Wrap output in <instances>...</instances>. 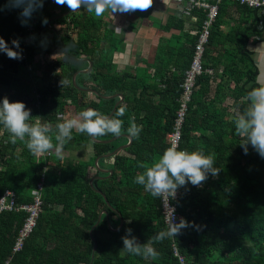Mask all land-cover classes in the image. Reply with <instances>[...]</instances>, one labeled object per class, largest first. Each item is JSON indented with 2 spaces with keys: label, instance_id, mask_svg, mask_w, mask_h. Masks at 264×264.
I'll use <instances>...</instances> for the list:
<instances>
[{
  "label": "trees",
  "instance_id": "obj_1",
  "mask_svg": "<svg viewBox=\"0 0 264 264\" xmlns=\"http://www.w3.org/2000/svg\"><path fill=\"white\" fill-rule=\"evenodd\" d=\"M51 1L56 10L51 9L41 19L34 14L28 43L22 41L24 29L19 46L23 65L9 82V102H23L31 110V122L54 126L60 122L58 113L67 120L69 107L78 116L86 106L107 115L118 98L102 96L120 93L122 98L109 117L121 119L124 129L135 121L142 131L138 138H130L128 146L99 158L97 165L111 169V173L95 177L89 184L91 176L106 175L95 169L93 159L126 143L127 138L91 142L89 135L73 129L72 139L59 155L53 149L37 160L23 141L11 143L10 134L0 125V194L9 188L16 202L27 203L41 172H45L40 210L18 251L12 252L11 246L25 213L0 210V264H179L172 247L181 255L182 264H264V158L250 145L244 153L240 146L244 138L236 134L234 126L235 118L247 107V93L257 87L256 67L245 48L243 27L222 35L217 31L224 10L250 8L231 0L217 5L201 58L202 68H210L211 72L195 77L177 144L179 150L213 155L219 172L215 176L208 173L200 186L188 183L178 187L179 197L174 202L178 218L174 223L183 218L188 224L176 235L166 234L157 241V234L169 230L159 196L145 191L134 178L167 146L166 134L171 130L180 96L179 83L190 63L205 10L192 9L195 20L188 30L183 28L182 17L167 16L160 28L178 32L158 38L149 65L153 71L144 81V69L136 73L116 70L111 61L112 48L107 47L103 16L85 9L69 11L49 22L57 37L46 27L45 19L69 8ZM59 42L68 56L84 58L91 64L87 72L75 74V85L71 83L72 73L85 69L88 63L72 61L62 53L50 59L49 54L60 50ZM215 42L226 46L223 53H231V58L223 59ZM35 95L41 100L38 107L33 104ZM120 108L125 113L117 117ZM112 137L107 134L94 138ZM87 143L91 147L87 159L70 156L71 150ZM101 209L106 210L110 227L118 225V215L122 223L116 230L109 229L105 215L100 214L89 235ZM129 228L141 244L151 242L159 256L144 258L126 253L121 237Z\"/></svg>",
  "mask_w": 264,
  "mask_h": 264
},
{
  "label": "clouds",
  "instance_id": "obj_2",
  "mask_svg": "<svg viewBox=\"0 0 264 264\" xmlns=\"http://www.w3.org/2000/svg\"><path fill=\"white\" fill-rule=\"evenodd\" d=\"M11 2L13 7L21 8L20 14L25 18H30L33 11L43 6V0H11ZM55 3L66 5L71 12L85 9L99 17L106 11H110L111 14L146 11L152 5V0H55ZM12 43L19 47L18 41L13 40ZM0 51L5 52L9 58H21V54L9 48L2 38H0ZM247 101V107L234 120L235 132L244 138L240 146L245 154L250 145L261 158H264V84L252 88L247 93ZM124 113L125 109L120 108L116 116L121 117ZM32 120L31 110L27 109L23 102H9L7 97L0 100V125L10 134V142L15 144L17 140L23 141L34 155L44 154L53 149L59 155L64 144L72 139L73 129L91 137L107 134L119 136L122 131H126L131 139L138 138L142 131V127L135 121L124 129L121 119L109 117L93 109L81 111L78 119L65 120L62 114L58 113L57 120L60 122L54 126L51 123L31 122ZM218 172L219 170L214 167L213 155H205L202 151L179 150L177 145H173L166 148L141 174L135 176L134 182L142 185L145 191L153 196L161 194L174 196L178 187L188 183L200 186L207 179L208 173L215 176ZM187 224L188 222L183 218L179 223L170 221L168 232H161L154 239L163 240L166 234L174 236ZM125 231L126 234L121 240L126 253L144 258L159 256V252L151 242L141 244L131 234L130 228Z\"/></svg>",
  "mask_w": 264,
  "mask_h": 264
},
{
  "label": "crops",
  "instance_id": "obj_3",
  "mask_svg": "<svg viewBox=\"0 0 264 264\" xmlns=\"http://www.w3.org/2000/svg\"><path fill=\"white\" fill-rule=\"evenodd\" d=\"M185 1L152 0V5L146 11L137 10L113 14L110 11H106L102 15L105 20V28L108 31L105 33V37L109 39L108 43L110 44L106 45L110 50L112 48L111 61L118 72L125 70L130 73H136L138 70L144 69L143 79L144 81L148 80L153 71L149 65L152 63L158 38L168 37L170 33L178 32L172 28L166 31L160 28L166 21L167 16L170 14L182 17L184 20L183 28L187 30L194 24L195 17L191 12L192 9L184 10L181 14L173 11L175 6L183 5ZM51 9L56 10L52 1L43 0L42 8L36 9L32 14L37 15V18L41 19ZM224 11L226 14L222 12L221 22L217 31L220 32L219 35H222L229 29L243 27L241 29L242 36L245 35L247 37L244 43L245 48L251 52L250 57L256 67L254 82L259 87L264 84V10L240 9L237 11L236 8L230 7ZM20 13L21 8L13 7L11 0H0V38L5 41L9 48L18 53L19 47L13 45L12 41H18L20 46L25 26L31 20V17L25 18ZM214 45L223 59L231 58V53H223L226 46H222L221 42H215ZM228 46L233 49L232 45ZM51 55L49 54V57ZM22 65V56L20 59H12L5 52L0 51V100L10 96L12 90L9 89V82L17 68ZM225 102L229 103L230 99L226 98ZM69 112L66 114L67 118H79L78 115L72 113L71 107H69ZM76 148L78 147L76 146ZM76 150L74 148L70 152H76L77 154L78 151V156L83 159H87L91 155L90 143L81 146L80 150ZM26 190L28 189L26 188Z\"/></svg>",
  "mask_w": 264,
  "mask_h": 264
},
{
  "label": "built area",
  "instance_id": "obj_4",
  "mask_svg": "<svg viewBox=\"0 0 264 264\" xmlns=\"http://www.w3.org/2000/svg\"><path fill=\"white\" fill-rule=\"evenodd\" d=\"M220 1L221 0H186L183 5L175 6V8L173 9L175 13L181 14L182 12H184V10L200 8L202 10H205V16L203 18V21L199 29H197L196 31L197 35L195 42L193 44V52L190 63L188 67L183 71L182 79L179 83L180 96L177 99V108H176L175 116L172 121L171 130L166 134V142H167L166 148L178 144L181 125L185 117L187 104L190 100L195 77L201 74L202 72L205 73L211 72L210 68H202L201 58H202L203 49L207 44L209 25L211 24V22L215 17L217 5ZM231 1H235L236 3L241 5H245L250 9L264 10V0H231ZM34 17L35 15L32 14L31 22L25 28L26 29L25 34L22 37V41L24 43H28L30 41V31L32 30L31 25L34 22ZM40 103L41 100L38 98L37 95H35L34 103H33L34 106L38 107ZM41 157L42 154H36L37 160H40ZM44 173H45L44 171L41 172L38 181L35 183V186L31 191V199L27 203L16 202L15 194L13 190L9 188H5L0 194V210H8V211L20 210L25 213L21 226L19 227L15 239L12 243L11 246L12 252L18 251L21 248L23 240L29 234V232L34 226L35 219L40 210V203H41L40 191L44 179ZM179 193L180 191L179 189H177L174 196H171L170 194H161L159 196L161 213L163 215L164 222L168 227L170 226V221L174 223L178 218V215L175 212L174 202L178 199ZM172 249H173V254L177 257L179 264H182L183 260L181 255H179L176 252L174 247H172Z\"/></svg>",
  "mask_w": 264,
  "mask_h": 264
},
{
  "label": "water",
  "instance_id": "obj_5",
  "mask_svg": "<svg viewBox=\"0 0 264 264\" xmlns=\"http://www.w3.org/2000/svg\"><path fill=\"white\" fill-rule=\"evenodd\" d=\"M69 11H70V9H69V10H65V11H63V12H61L60 14L52 15V16H50V17H48V18L45 19V25H46V27L49 28L53 33H55V35H56L57 37H58L57 32L55 31V29H54L53 27H51V26L49 25V22H51L53 19H55V18H57V17L64 16V15L67 14ZM59 49H60L61 53H62L64 56H66L68 59H70V60H72V61H77V62H79V61H84V60H85V61L88 63V64H87V67H86L85 69L76 70V71H74V72L72 73V75H71V83H72V85H75V83H74V76H75V74H77L78 72H87V71L90 69V65H91V64H90L89 61H87V60L84 59V58H78V59H76V58H73V57H71V56H68V55L64 52L63 47H62V45H61V42H59ZM86 90L89 91V92H91V93H93V94H96V92H95L93 89H86ZM102 97H103V98H113V97H117V98H118V99L113 103V106H112L111 110H110L109 113L107 114V116H110V115L113 113V111H114L116 105L119 104V102H120V100H121V98H122V97H121V94H120V93H114V94H111V95H108V96H102ZM86 109H91V107H90V106H86V107L84 108V110H86ZM119 137H125V138H127V142L124 143V144H120V145L116 146L112 151H110V152H108V153H104V154L98 155V156H96V157L94 158V160H93V164H94L95 169H97V170L100 171V172L106 173V175H105V176H91V177L88 179V183H89V184L91 183V180H92L93 178H95V177H98V178H104V177L109 176V174L111 173V169L101 168V167H99V166L97 165V161H98V159L101 158V157H107V156L112 155V154H113L114 152H116L117 150H120V149H122V148L128 146L129 141H130V138H129L128 134H121V135H119V136H114V137H112V138H110V139H103V140H98V139H95L94 137L89 136L90 141H92V142H100V143L110 142V141H113V140H115V139H117V138H119ZM102 197H103V199H104L105 205L108 206V207H110L109 204H108V202L105 200V197H104L103 194H102ZM100 214H104V215H105L106 225H107V227H108L109 229L116 230V229L121 225V223H122V219H121V217L118 215V221H119V222H118V225H117L115 228L110 227L109 222H108V219H107L106 210H105V209H101V210H99L98 213H97L96 220H95L94 224L92 225V227H91V228L89 229V231H88V234H89V235H91V229H92V228L98 223L99 218H100ZM94 248H95V243H93V246H92V249H91V253H90V257H92V252H93ZM88 264H89V263H88Z\"/></svg>",
  "mask_w": 264,
  "mask_h": 264
},
{
  "label": "rangeland",
  "instance_id": "obj_6",
  "mask_svg": "<svg viewBox=\"0 0 264 264\" xmlns=\"http://www.w3.org/2000/svg\"><path fill=\"white\" fill-rule=\"evenodd\" d=\"M62 55H61V52H60V50H57V49H55V51L52 53V55L50 56V59H54V58H56V57H61ZM67 119H69V117L67 118ZM71 119V118H70ZM80 148L81 147H79L77 150H80ZM76 150V151H77ZM84 153V152H83ZM78 151H77V154H76V152L75 153H70V156H73V157H78V158H80L81 159V157H79L78 156ZM94 160V159H93ZM94 165V164H93Z\"/></svg>",
  "mask_w": 264,
  "mask_h": 264
}]
</instances>
